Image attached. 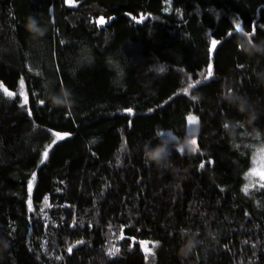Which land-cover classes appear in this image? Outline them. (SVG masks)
Segmentation results:
<instances>
[{
	"label": "trees",
	"instance_id": "obj_1",
	"mask_svg": "<svg viewBox=\"0 0 264 264\" xmlns=\"http://www.w3.org/2000/svg\"><path fill=\"white\" fill-rule=\"evenodd\" d=\"M67 1L0 0V264H264V183L244 184L264 57L235 27L264 39V0ZM47 85L73 103L51 105ZM190 115L198 150L146 164L142 145L184 141ZM49 129L69 135L44 158Z\"/></svg>",
	"mask_w": 264,
	"mask_h": 264
},
{
	"label": "clouds",
	"instance_id": "obj_2",
	"mask_svg": "<svg viewBox=\"0 0 264 264\" xmlns=\"http://www.w3.org/2000/svg\"><path fill=\"white\" fill-rule=\"evenodd\" d=\"M24 28L33 39L42 38L45 33V27L35 15H30L26 18ZM238 43L240 50L244 55L248 57H264V39L252 41L248 38V35L241 33V35L238 36ZM47 87H49L47 100L51 105L61 106L73 103V93L70 89L65 87L59 90H52L50 85H47ZM222 99L225 103L230 105L236 104L237 101H239V104L237 105L239 110L246 111L247 101L237 94L225 91L222 94ZM156 136L160 137L161 133L157 131ZM175 146V143L169 139H159L155 144L150 142L144 143L142 145L144 162L149 165L165 167L170 163L172 150ZM194 244V239L188 238L180 248L181 254L186 255L194 247Z\"/></svg>",
	"mask_w": 264,
	"mask_h": 264
},
{
	"label": "rangeland",
	"instance_id": "obj_3",
	"mask_svg": "<svg viewBox=\"0 0 264 264\" xmlns=\"http://www.w3.org/2000/svg\"><path fill=\"white\" fill-rule=\"evenodd\" d=\"M67 4L68 5L73 4L72 0H68ZM99 22H102V20H100ZM213 48L214 45L211 44L210 50L212 51ZM209 65H208V69H209ZM188 117H187V135L189 134L191 135L193 133L192 132L193 128H192V123H190L188 120ZM162 134L164 136H168L169 138L174 137L173 134L168 130L163 131ZM190 135L184 141L176 142V147L179 150L181 151L186 150L190 152H195L198 150L196 143L195 144L190 143V141L194 140ZM175 140L178 139L175 138ZM262 175H264V145L258 146L253 152L252 159L250 160V166L244 173V184L248 187H252L259 182L264 183V180L261 179ZM143 249H147L146 245L143 246Z\"/></svg>",
	"mask_w": 264,
	"mask_h": 264
},
{
	"label": "snow or ice",
	"instance_id": "obj_4",
	"mask_svg": "<svg viewBox=\"0 0 264 264\" xmlns=\"http://www.w3.org/2000/svg\"><path fill=\"white\" fill-rule=\"evenodd\" d=\"M235 27H236V30H237L238 32H242V33H244L245 35H249V33L244 32V29L241 27V24H240L239 21L236 22ZM216 43H217L216 40H212V44H213V45H215ZM161 70H162V69H161ZM211 76H212L211 65H209L208 77H211ZM208 77H205V79H207ZM195 83L199 84L200 82H199V81H196ZM190 87H191V86H190ZM5 92L7 93V95H8L9 97H11V96L13 95L11 92H7V89H5ZM192 99L195 100L196 97L193 96ZM39 103H40V104H44V100H40ZM125 111L131 112L132 109H130V108H129V109H125ZM150 111H151V109H150ZM29 114H31V113L29 112ZM188 120H189L190 123H195V122L197 121V118H196L195 116H191V115H190V116L188 117ZM224 127L227 128V127H228V124L226 123V124L224 125ZM49 131L52 132V135H53V137H55V139H52L51 143H48V144L46 145V147L44 148V151H43V157H44V158H47V156H48V150L51 149L52 146H53L54 144L57 143V140L62 139V138H64V137H66V136L69 135L68 132L53 131L52 129H49ZM169 135H171V134H169ZM173 139H175V137H173ZM190 143L195 144V140L190 141ZM40 162H41V163H44V160L42 159ZM118 162H119V161H118ZM201 167H203V165H201ZM35 176H36V173L33 172V173H32V178L34 179ZM261 179L264 180V175L261 176ZM28 183H29V190H31L32 180L30 179ZM261 187H264V184H262ZM245 191H246V189H245ZM45 199H47V198L45 197ZM29 207L31 208V204H29ZM77 243L79 244V243H81V242H80V241H77ZM142 243H143V242H142ZM68 251L71 252V251H72V248L69 247ZM112 254H113V253L110 251V252H109V255H112ZM146 259H147V257H146Z\"/></svg>",
	"mask_w": 264,
	"mask_h": 264
}]
</instances>
